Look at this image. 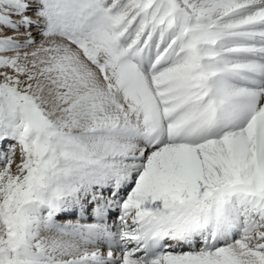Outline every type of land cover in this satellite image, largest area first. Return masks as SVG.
<instances>
[{
    "label": "snow or ice",
    "instance_id": "6c2138e0",
    "mask_svg": "<svg viewBox=\"0 0 264 264\" xmlns=\"http://www.w3.org/2000/svg\"><path fill=\"white\" fill-rule=\"evenodd\" d=\"M0 264H264V0H0Z\"/></svg>",
    "mask_w": 264,
    "mask_h": 264
}]
</instances>
